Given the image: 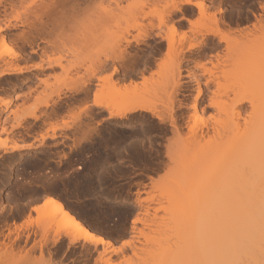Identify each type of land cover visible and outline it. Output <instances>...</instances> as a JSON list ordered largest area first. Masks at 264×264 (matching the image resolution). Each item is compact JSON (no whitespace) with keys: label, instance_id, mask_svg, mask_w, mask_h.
<instances>
[{"label":"rangeland","instance_id":"obj_1","mask_svg":"<svg viewBox=\"0 0 264 264\" xmlns=\"http://www.w3.org/2000/svg\"><path fill=\"white\" fill-rule=\"evenodd\" d=\"M192 3L198 6L181 0H0V41L3 36L8 50L0 42V72L23 69L0 77V264H181L170 252L189 223L197 228L205 204L160 194L170 182L182 181L186 159L172 122L216 124L223 115L210 99L226 108L236 97L250 96L251 72L264 60L260 0L240 8L230 0ZM173 5L180 10L170 15ZM142 35L146 40L131 42L126 53L100 51L116 38ZM94 99L107 107L94 106ZM137 105L154 111L110 116L114 108ZM242 106L246 118L249 104ZM130 115H149L170 133L160 138L158 168L137 178L122 206L75 194L79 182L88 180L79 170L94 163L103 145L129 137ZM41 172H63L67 183L35 187L30 181ZM43 198L59 202L110 246L69 243L65 234L72 228L47 204L18 226L30 201ZM239 199L233 195L227 203L232 222Z\"/></svg>","mask_w":264,"mask_h":264},{"label":"bare ground","instance_id":"obj_2","mask_svg":"<svg viewBox=\"0 0 264 264\" xmlns=\"http://www.w3.org/2000/svg\"><path fill=\"white\" fill-rule=\"evenodd\" d=\"M69 4L73 6V3ZM181 4L195 5L192 0H181ZM179 10L178 5H173L169 13L174 15ZM146 38L147 35L133 40L121 38L124 41L116 38L112 46L102 47L100 51L126 53L131 42L138 45ZM220 38L225 40L223 35ZM0 42L4 50L8 51L3 36ZM173 44L168 42L167 48H171ZM3 52H0V58ZM21 71L23 69L9 66L0 72V77ZM251 78L255 82V88L250 96L236 97L235 103L226 108H221L214 98L210 99V106H216L218 113L223 115L216 124L198 128L188 124H182L185 127H181L177 125V121L172 122L173 134L184 144L181 150H184L182 155L185 152L186 159L182 164L184 167L181 166L182 181L177 179L170 182L166 191L161 190L160 194L171 197L188 195L187 197L201 200L205 205L199 208L198 229L191 223L188 228L183 229L184 235L178 239V247L170 252L171 260H181V264H188L189 261L191 264H264V60L252 70ZM200 96L201 91L198 88L196 98ZM95 99L94 106L107 107V102L100 103ZM246 102L249 104V112L246 118H242L240 109ZM135 110L154 111L152 108L137 105L123 111L114 108V112L109 113L111 117H120ZM155 117L160 119L159 116ZM183 128L186 129L184 134ZM174 187L178 190L169 193ZM233 195L246 199V203L254 201L259 204L245 206L243 200L239 199V214L237 211L233 213L236 220L232 222L228 220L227 203ZM46 204L51 205L60 215L63 225L72 228V231L65 234L69 243L82 241L92 245L110 246L101 236L87 230L59 202L49 198L45 206ZM41 209L43 208L40 206L33 208L36 212ZM183 224L187 225L186 222Z\"/></svg>","mask_w":264,"mask_h":264},{"label":"snow or ice","instance_id":"obj_3","mask_svg":"<svg viewBox=\"0 0 264 264\" xmlns=\"http://www.w3.org/2000/svg\"><path fill=\"white\" fill-rule=\"evenodd\" d=\"M252 2L253 0H230L231 6L236 8L247 7ZM260 5L264 6V0H260ZM127 119L131 129L129 137L119 145H103L94 163L79 170L78 176L83 177L87 172L88 180L79 182L78 188L73 189L75 194L83 195L101 205L122 206L130 201L127 193L135 191L137 178L149 169L158 168L163 155L162 149L158 148V144L163 143L160 138L170 133L161 129L149 115H130ZM30 183L35 187L48 188L66 184L67 181L63 172H41ZM26 190V185L19 186L21 193ZM87 264H91V261Z\"/></svg>","mask_w":264,"mask_h":264},{"label":"crops","instance_id":"obj_4","mask_svg":"<svg viewBox=\"0 0 264 264\" xmlns=\"http://www.w3.org/2000/svg\"><path fill=\"white\" fill-rule=\"evenodd\" d=\"M20 146H22V145H20ZM44 199V200H43ZM43 199H41V200H37V201H35V200H32V201H30V205L28 204V209H27V211H26V213H25V216L17 223V225L19 226V225H22L25 221H26V218L30 215V216H35V214H36V211H34L33 210V208H37V207H41V206H43V203L45 204V202H46V200H45V198H43ZM43 201V202H42ZM37 202V203H36ZM31 207V208H30ZM33 207V208H32ZM29 213V214H28Z\"/></svg>","mask_w":264,"mask_h":264}]
</instances>
